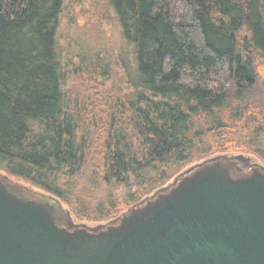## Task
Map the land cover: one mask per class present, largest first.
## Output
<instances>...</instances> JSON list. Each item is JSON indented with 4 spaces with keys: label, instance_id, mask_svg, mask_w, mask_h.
I'll use <instances>...</instances> for the list:
<instances>
[{
    "label": "trees",
    "instance_id": "trees-1",
    "mask_svg": "<svg viewBox=\"0 0 264 264\" xmlns=\"http://www.w3.org/2000/svg\"><path fill=\"white\" fill-rule=\"evenodd\" d=\"M104 3L117 42L64 49L65 0H0V171L106 222L217 153L264 163V0Z\"/></svg>",
    "mask_w": 264,
    "mask_h": 264
},
{
    "label": "water",
    "instance_id": "water-1",
    "mask_svg": "<svg viewBox=\"0 0 264 264\" xmlns=\"http://www.w3.org/2000/svg\"><path fill=\"white\" fill-rule=\"evenodd\" d=\"M0 264H264V164L217 153L95 225L0 173Z\"/></svg>",
    "mask_w": 264,
    "mask_h": 264
},
{
    "label": "rangeland",
    "instance_id": "rangeland-1",
    "mask_svg": "<svg viewBox=\"0 0 264 264\" xmlns=\"http://www.w3.org/2000/svg\"><path fill=\"white\" fill-rule=\"evenodd\" d=\"M104 4V0L98 1L97 5L96 0H65V8L60 18L58 30L59 43L64 49H66L69 40L71 41V38L73 37L76 40V44L78 43L82 48L88 47L89 45H91V48H95L103 44L112 46L115 44V42H117L119 32L117 30V27L115 26V22L112 20V14L109 13V16L104 18ZM76 44L73 43L72 48H75ZM77 86H81L80 81L77 82ZM252 158L256 159L254 157ZM256 160L264 164L259 159ZM190 165H188L187 167H189ZM187 167H185L184 169H186ZM184 169H182L181 171H183ZM0 173L4 172L0 171ZM9 178L14 182L29 186V184L22 182L14 177L9 176ZM29 187L32 188V186ZM33 189L40 191L35 187H33ZM64 207L66 206L64 205ZM71 216L75 222H84L89 225L100 223L77 219L72 213Z\"/></svg>",
    "mask_w": 264,
    "mask_h": 264
}]
</instances>
